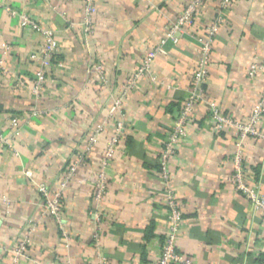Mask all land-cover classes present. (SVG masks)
<instances>
[{
  "label": "crops",
  "instance_id": "obj_1",
  "mask_svg": "<svg viewBox=\"0 0 264 264\" xmlns=\"http://www.w3.org/2000/svg\"><path fill=\"white\" fill-rule=\"evenodd\" d=\"M191 1L100 0L86 31V0H0V138L7 140L0 139V242L14 246L35 226L28 257L16 262L4 253L0 264H103L102 257L107 264H157L167 225L157 157L193 85L201 46L192 35L205 36L218 0L204 3L178 45H163L113 118L111 108ZM8 9L36 20L58 41L38 95L33 87L41 62L32 57L42 56L43 36ZM255 62L264 64V0H235L214 42L206 101L248 122L264 94V70L249 77ZM208 111L205 102L195 108V126L171 166L183 211L178 248L194 264H260L264 217L231 179L236 132L215 133ZM14 115L21 121L16 136ZM118 120L126 134L106 195L96 203L94 184ZM99 127L97 144L63 191L60 225L45 214L39 186L58 191L62 174ZM257 127L264 133V115ZM243 152L264 193V140L247 137Z\"/></svg>",
  "mask_w": 264,
  "mask_h": 264
},
{
  "label": "built area",
  "instance_id": "obj_2",
  "mask_svg": "<svg viewBox=\"0 0 264 264\" xmlns=\"http://www.w3.org/2000/svg\"><path fill=\"white\" fill-rule=\"evenodd\" d=\"M100 0H86L84 6V27L86 31H91L94 24V17L98 11V3ZM207 0H192L188 6L179 14L178 18L166 27V37L162 44L155 50L148 53L143 62L139 66L133 79L126 87L124 93L114 102L111 108L112 118L117 112L121 111L126 94L132 91L138 84L139 80L150 73L152 61L163 51V45L170 41L174 45H178L184 34L189 33L188 29L193 24L200 9ZM235 0H218V8L211 24L207 28L205 36L192 35L201 46V55L198 62L197 70L193 77V85L189 91V96L183 103L181 109L174 118L172 127L166 133L161 150L158 153V174L164 184V207L167 225L163 232L161 252L157 264H194L193 260L182 253L178 248V238L181 232L183 222V211L180 201L172 185L171 166L173 161L178 157L180 146L184 143L189 135V130L194 124V110L201 104L208 105V123L215 133H221L230 129L234 130L237 135L236 150L233 155L234 172L232 175V183L240 194L244 195L251 203L256 213H260L264 217V193L261 191L258 182L254 176V170L250 167L244 157L243 141L247 137L260 138L264 140V133L258 129L264 115V94L262 100L258 103L248 122L235 119L233 116L225 115L215 102L206 101L205 88L209 78V66L211 63L214 42L219 34L220 28L225 22L226 15L232 7ZM13 15H19L20 22L25 27L32 28L35 32L43 36V54L42 56H34L32 59L40 60V68L36 72V80L33 87L34 92L38 95L44 89L48 81L47 71L51 67L52 60L58 54L60 47L54 33L43 28L36 20L24 14H17L16 11L8 9ZM9 47L6 45L4 54H9ZM0 61V68H2ZM99 73H103L100 66L96 67ZM259 70H264V64L255 62L251 66L249 72L250 78H255ZM18 86L23 85L19 81ZM34 116L41 114L39 110H33ZM13 134L16 136L20 132L21 121L18 115L10 118ZM103 129L97 128L87 141L86 151L74 160L62 174L59 182L60 189L56 192L41 184L39 192L41 195L42 207L46 215L53 217L60 225L63 222V191L68 187L74 178L77 168L86 162L88 153L97 144ZM126 127L123 121L118 120L115 123V134L111 138L108 148L104 153L98 178L95 181V197L96 203L101 202L106 195L108 189L109 175L108 171L111 167L114 156L116 155L119 144L124 140ZM2 143L7 140L0 138ZM35 226H31V230L24 236L19 237L14 246H5L0 242V254L8 253L15 255V261L28 257L32 246V231ZM96 245L99 246V238L97 236ZM97 246V247H98ZM103 264H107L105 258H101ZM260 264H264V251L260 260Z\"/></svg>",
  "mask_w": 264,
  "mask_h": 264
}]
</instances>
